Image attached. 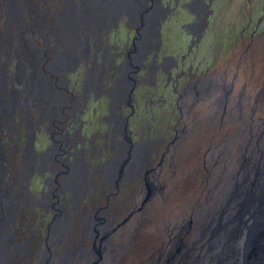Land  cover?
<instances>
[{
    "label": "flooded vegetation",
    "instance_id": "1",
    "mask_svg": "<svg viewBox=\"0 0 264 264\" xmlns=\"http://www.w3.org/2000/svg\"><path fill=\"white\" fill-rule=\"evenodd\" d=\"M225 2L0 0V264L226 259L208 214L224 183L263 186L264 52Z\"/></svg>",
    "mask_w": 264,
    "mask_h": 264
},
{
    "label": "rangeland",
    "instance_id": "2",
    "mask_svg": "<svg viewBox=\"0 0 264 264\" xmlns=\"http://www.w3.org/2000/svg\"><path fill=\"white\" fill-rule=\"evenodd\" d=\"M243 2H245V0H226L225 2V7L227 9L228 12H233V13H229L230 18H228V23L233 25V24H238L239 22H241L242 18L244 16H246V20H247V41H250V47L256 48L257 50H263L264 52V34H258L259 30L262 29V27L264 28V15L262 16L261 20L258 22V28L255 26L257 19L260 15V6H256V5H251L248 3L244 4V5H239L240 3L242 4ZM255 0H252L251 3H254ZM230 9V11H229ZM217 10H220V8L218 7ZM249 10H251V13L249 12ZM220 14V12L216 13V16H218ZM250 15L252 16L251 19H248V17H250ZM241 16V17H240ZM236 25V26H238ZM252 29H257L253 35L252 38H250L249 36V32ZM199 46H201L199 49L201 50L200 55L204 56V52L206 50L210 51V54H206V56H204L203 60L205 61H210L212 59L211 54H213V46H212V42L210 39H202L199 43ZM209 48H208V47ZM183 51V50H182ZM208 53V51H207ZM218 54L217 58H213V63L216 59H219L221 56H223L222 54H219L217 52V50H215L214 54ZM196 55L197 57L195 58V60L200 57L199 56V50L196 51ZM227 58V56H226ZM197 61L203 65L204 62H202V60H198ZM222 64L225 63V58L222 59ZM212 66V65H211ZM195 127V126H194ZM207 131L205 130H201L199 131L198 134L194 135V136H202L205 135ZM195 134V133H194ZM196 138L194 137V140ZM198 145V144H197ZM204 148V147H203ZM204 149H202L203 152ZM196 151V150H195ZM194 151V163H196V166L194 165V170L198 167L201 168V165L203 164V162H200L199 159H197L196 157V152ZM247 154L249 156L252 155V153L247 152ZM259 155V153L254 154V159L257 158ZM198 162V163H197ZM255 162V161H254ZM254 162L251 164L250 162H246L245 165H248V169L251 171V173H253L255 175L256 173V169L254 167ZM201 174H200V178L199 180H197L196 177H194V190L197 189L196 194H198L201 191L202 185H203V178H202V170L200 169ZM244 172V171H243ZM244 175V174H243ZM241 176V175H240ZM172 183V181H170ZM257 184H259L257 182V178L256 176L254 177H249L248 179H243V176L238 177L236 184L233 185H229L227 183H224L222 186V190H221V195H226V199L224 202H219L221 201L220 198L216 197L215 201L213 202V204L211 206H213L215 203L216 205L214 206L213 210L211 212H209L208 214V220H212L211 222V227H212V232L215 231V235L213 236V239L216 236L217 232L220 231L221 229V239L224 241V236H227V242H222L221 245H223V248H229V252H231V250L233 249V252L229 253V255H227L228 257H226V259L222 258V261H220L222 264H228L227 263V259L229 260H233L235 262H237V258L240 256V258L238 259V263L237 264H242L241 262H243V253H244V248H245V242L249 233V230L251 228V226L254 224L255 221H262V223L264 224V208H260L259 207H255L254 210L248 208L251 206V198L254 194L253 188L254 186ZM230 188V189H229ZM229 189V191H228ZM228 191V193L226 194V192ZM254 199L256 201H258V197L259 200L262 201V203L264 202V187L263 189H261V191L257 190V193L255 192L254 194ZM184 203L176 208L173 211H170L171 207L174 205V200L170 199L167 202V209L165 210V212L163 210H158V207H162L161 204V200L159 201H155L156 203V215L155 217H151L152 220V225H155L156 223L160 222L159 218H161L162 222L166 219L167 222H171L170 220L173 219L174 217H176V215L178 214V212H182L185 213L187 211L186 205H185V201L186 198L180 197ZM225 198V197H224ZM177 200V198H176ZM219 202V203H217ZM210 203V202H209ZM264 204H262L263 206ZM210 206V207H211ZM229 207V209H228ZM229 210V213H228ZM217 213L222 214V218L217 219ZM251 213L253 214L251 217ZM213 217V218H212ZM200 218V217H199ZM212 218V219H211ZM241 226L240 229V235L243 233V231L245 230V226H246V233L243 239L244 240V247L243 245L241 247H239L238 249H234L233 246V240L236 237V235L238 234V230L239 227ZM229 238V239H228ZM243 242V241H242ZM226 245V247H225ZM220 251V247L218 248ZM213 251H215L214 249H212ZM197 248H194V264H197V254H196ZM218 252V251H215ZM239 255V256H238ZM217 259V258H216ZM221 259V258H220ZM254 260V255L250 258V260L248 261L247 264H251V262H253ZM245 263V260L243 262V264ZM199 264V263H198ZM213 264H216L215 262ZM230 264V263H229ZM233 264V263H231Z\"/></svg>",
    "mask_w": 264,
    "mask_h": 264
},
{
    "label": "water",
    "instance_id": "3",
    "mask_svg": "<svg viewBox=\"0 0 264 264\" xmlns=\"http://www.w3.org/2000/svg\"><path fill=\"white\" fill-rule=\"evenodd\" d=\"M262 238L263 242H259ZM259 250H263V257H260V264H264V224L261 220L260 222L258 220L255 221L249 230L243 253L244 264H247L253 255L256 256ZM243 262L241 263L243 264Z\"/></svg>",
    "mask_w": 264,
    "mask_h": 264
},
{
    "label": "bare ground",
    "instance_id": "4",
    "mask_svg": "<svg viewBox=\"0 0 264 264\" xmlns=\"http://www.w3.org/2000/svg\"><path fill=\"white\" fill-rule=\"evenodd\" d=\"M262 184H263V186H262V188L261 189H263V187H264V181L262 182ZM255 189H256V185H255V187H254ZM254 191V194H255V190H253ZM261 191V190H260ZM253 194V196H252V198H251V206L250 207H248V208H250V209H252V210H254L255 209V207L257 206V207H259L258 209H260V208H264V205L262 206V204H264V202L262 203V201H260L259 200V197H258V201H256L255 199H254V195ZM228 209H229V207H228ZM229 212V211H228ZM253 214L251 213V217H253L252 216ZM240 229H241V226L239 227V230H238V234L236 235V237L234 238L235 240L234 241H237V244H235V243H233V246H234V249H238L239 247H241L242 245H243V247H244V240L245 239H243L244 238V236H245V233H246V226H245V230L243 231V233L240 235ZM243 241V242H242ZM259 242H263V238H262V240L261 241H259ZM207 247H211L212 249H218V244L217 245H215V246H213V244H210V246L208 245ZM225 247H226V245H225ZM225 249V248H224ZM231 252H233V249L231 250ZM230 252V253H231ZM226 254L227 255H229V253H227V251H226ZM221 254H219V252H218V255L216 254V257L215 258H217V260L218 261H216V262H218L219 264H222L221 262H220V260L222 259L221 257ZM239 256V255H238ZM223 257V256H222ZM228 257V256H227ZM260 257H263V250H259L258 252H257V255L256 256H254V260H253V262H251V264H260V262H261V260H260ZM221 258V259H220ZM240 258V256L237 258V262H235V261H233V260H230L229 261V263L231 264V263H233V264H237L238 263V259ZM209 259H212L211 258V256H209ZM215 261V260H214ZM195 262H197V264L199 263V264H201V260H200V257L198 256V259H197V261H195ZM228 263V264H229Z\"/></svg>",
    "mask_w": 264,
    "mask_h": 264
}]
</instances>
